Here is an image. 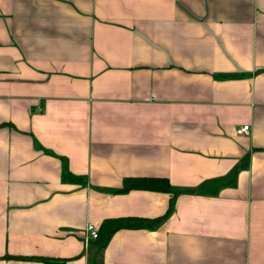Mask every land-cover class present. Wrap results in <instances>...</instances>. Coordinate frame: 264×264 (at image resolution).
<instances>
[{
  "label": "crops",
  "instance_id": "1",
  "mask_svg": "<svg viewBox=\"0 0 264 264\" xmlns=\"http://www.w3.org/2000/svg\"><path fill=\"white\" fill-rule=\"evenodd\" d=\"M0 264H264V0H0Z\"/></svg>",
  "mask_w": 264,
  "mask_h": 264
},
{
  "label": "trees",
  "instance_id": "2",
  "mask_svg": "<svg viewBox=\"0 0 264 264\" xmlns=\"http://www.w3.org/2000/svg\"><path fill=\"white\" fill-rule=\"evenodd\" d=\"M71 179L76 180L78 178L71 177ZM133 189H142V190H153L171 193L173 197L179 192L170 184L167 178L163 177H134L127 178L124 181V186L120 190L121 192H127ZM173 210V200L170 202V207L167 213L164 216L155 219H144V218H128V219H116L108 220L104 226L110 228L113 227L110 231L113 232L116 229L122 227L128 228H152L163 221L168 214ZM113 230V231H112ZM48 262H54L55 259H47Z\"/></svg>",
  "mask_w": 264,
  "mask_h": 264
},
{
  "label": "built area",
  "instance_id": "3",
  "mask_svg": "<svg viewBox=\"0 0 264 264\" xmlns=\"http://www.w3.org/2000/svg\"><path fill=\"white\" fill-rule=\"evenodd\" d=\"M250 131V126L249 125H244L240 128L237 129V133L238 134H247ZM86 231H87V239L89 240V238L91 239H97L99 237V233L97 228L93 225V224H89L86 227Z\"/></svg>",
  "mask_w": 264,
  "mask_h": 264
}]
</instances>
